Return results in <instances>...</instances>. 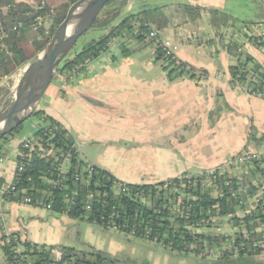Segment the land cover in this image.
<instances>
[{"label":"crops","instance_id":"0c3cea01","mask_svg":"<svg viewBox=\"0 0 264 264\" xmlns=\"http://www.w3.org/2000/svg\"><path fill=\"white\" fill-rule=\"evenodd\" d=\"M14 1L32 5L35 0ZM126 1L110 12L111 25L147 12L142 19L147 18L149 31L172 41L180 60L199 76L171 79L157 61V44L132 37L126 48L130 56H123V48L113 50L92 60L71 83L55 77L39 110L70 133L82 160L129 185H153L219 167L244 152H264V100L233 89L235 55L222 43L246 23H264V12L260 21L244 22L230 13L228 0ZM246 52L264 66V50L248 47ZM80 130L78 139L74 133ZM33 132L3 144L7 154L0 160V190L14 181L18 152ZM94 148L102 153L88 154ZM1 215L6 218L0 219V264H8L4 236L53 247L48 244L50 222L60 237L74 224L64 215L18 203L0 206Z\"/></svg>","mask_w":264,"mask_h":264},{"label":"trees","instance_id":"16d2710c","mask_svg":"<svg viewBox=\"0 0 264 264\" xmlns=\"http://www.w3.org/2000/svg\"><path fill=\"white\" fill-rule=\"evenodd\" d=\"M56 1L60 3L55 8L50 4L43 8L41 2L38 9H35L31 5L16 4L14 0H0V79L10 77L18 69L26 66L32 57L42 52L51 42L44 25L41 24L37 27V31L32 38H30L28 29L37 24L39 20L45 19L51 14L52 10L54 12L53 27L54 29L58 28L66 19L70 8L79 0ZM116 1L112 0L109 5ZM126 4L127 1L125 0L120 6ZM6 6L10 7L9 11L2 10ZM187 10L190 11V8H187ZM194 10L199 11V9ZM142 15L147 17V12L137 16L128 15L118 26L111 25L112 18L102 19L100 15L93 29L97 28L102 31L108 29L109 33L85 46L74 59L67 58L58 69L54 79L57 76H64L66 82L71 83L73 79L79 78L86 67L87 61L98 58L100 52L104 50L111 39L123 37L126 32L136 41H148L149 23L147 18L142 19ZM254 24L246 23L245 25ZM136 31L138 32L137 35H135ZM231 49V52L235 55V48ZM122 53L123 56H130V52L126 48H123ZM157 55V61L162 63L164 60L162 49L158 48ZM247 61L249 69L243 64L231 67L232 79L240 77V80L246 81L249 86L264 90V66L257 63L251 56L247 57ZM169 76L171 79L179 77L174 71H170ZM6 91L7 94L10 93V90ZM36 118L55 123L62 128L52 118L46 117L41 110L36 113ZM21 127L0 142V160L7 154L3 149V144L13 138ZM35 135L37 138L44 137L43 131ZM66 140L72 146L75 143L73 138L66 136L64 129H60L54 143L62 145ZM79 160H81V165L78 169L80 167L83 169L86 163L80 158ZM23 166V171L18 172L17 175L15 182L16 197H13L12 201H19L23 198H31L34 202L42 201L44 204L52 205V214L54 215H64L72 220H86L106 230L113 229L114 227L110 224L115 222L118 228L116 227L113 230L126 234L130 239L157 244L168 254L177 257L188 258L193 256L195 257V264H263L259 261V257L264 253V250L255 248L254 244L261 240L263 235L257 230L264 226V200L253 215H246L243 218L246 229L251 234L250 241L246 240L242 234H238L233 249L218 259L211 258L208 251L221 248L227 240L226 237L214 232L196 233L190 228L193 223L207 218L208 210L212 208L215 211L217 206H220L222 216L232 215L236 224L240 225L237 217L238 209L246 210L251 206L240 207V202L247 201L248 196L254 197L259 193V188L254 187L253 183L257 178L264 176L262 171L264 161L258 162L257 171L252 172L247 178L249 193L248 195H241V199L237 197L215 199L210 193H203L199 187L197 190H192L196 200L193 201V198L189 200L193 204V209L189 211V217H181L169 209L168 199L173 198L174 195L172 191L163 188L166 182L153 185H130L131 192L122 194L115 189V177L107 171L95 167L94 177L90 181L78 185L74 183L78 170L72 169L68 173L69 181H66L61 187L63 190L53 186L46 179L47 177L52 178V180L57 179L50 163L34 157ZM169 182L179 183L180 180L178 178ZM234 188L237 189V185L234 184ZM142 193L145 194V197L138 196ZM67 194L74 198V201L70 204L66 203ZM87 207H90V209H87ZM8 239L11 241L9 244L6 243ZM16 240L23 245L24 255L28 257V260L20 259L19 262L23 260V264H139L112 258L104 252H79L67 248H62L63 259L56 262L51 252L55 247L23 242L16 235L2 238L4 242L2 249L7 257L8 264H18L15 263V256L11 251L13 248L18 247ZM242 248L245 250H242Z\"/></svg>","mask_w":264,"mask_h":264},{"label":"built area","instance_id":"2783aa9c","mask_svg":"<svg viewBox=\"0 0 264 264\" xmlns=\"http://www.w3.org/2000/svg\"><path fill=\"white\" fill-rule=\"evenodd\" d=\"M137 34L138 32L136 31L135 35ZM148 37L157 44L158 48L162 49V52L164 53L162 65L168 73L174 71L175 74L181 78L197 79L199 72L192 66L180 60L177 56V46H175L172 41L162 40L156 31H149ZM132 42V36L126 32L123 37L111 39L104 50L100 52L99 57L109 55L113 50L120 51L122 48L131 47ZM222 43L227 50L235 48L236 54L233 59L236 65L243 64L247 66L248 53L246 52V49L248 47H257L264 50V23L241 26L232 34L222 38ZM91 62L92 60L87 61L86 66ZM247 68L249 69L248 66ZM231 85L233 89L237 91L264 100V90L249 86L246 81L240 80V77L231 79ZM60 129H64L66 136L71 137L70 133L64 127L61 128L59 125L49 121L35 119L32 123V130L34 131L33 135L28 136V138L23 141L18 152L17 169L14 181L8 187L0 190V206L18 203L45 209L50 213H53L52 205L44 204L42 201L34 202L31 198H23L19 201L11 200L13 197H16L15 182L17 180L18 172H22L23 165L34 157L50 163L52 171H54L57 179L52 180L50 177H47L46 179L53 186L59 187V189H63L61 188L62 185H64L66 181H69L68 173L72 169L78 170V173L74 178L75 185L90 181L94 177L95 167L84 160L86 166L83 169H81L82 167L78 169L81 165V160H79V158H82L76 143H74L73 146L69 144L67 140L62 145L54 143ZM41 131H43L44 137L37 138L35 134ZM46 138H48V140H46ZM261 161H264V152H244L230 158L219 167L201 172L196 177L191 178L190 176H186L184 178H179V183L166 182L167 184H165L163 188L172 191L174 195L173 198L171 197L168 199V202L170 203L169 209L171 212L176 213L181 217H189V211L193 209V204H191L189 200L191 198H193V201L196 200L192 194V190H197L198 187L203 193L208 192L215 199H225L230 197L241 199V195H248L249 193L247 178L252 172L257 171V163ZM234 184L237 185V189L234 188ZM114 186L116 191L122 194L131 192L130 185L118 179L114 181ZM253 186L259 188V193L254 197L248 196L247 201L240 202V207L251 206L246 210L238 209L237 217H240V213L243 211L246 212V215H253L256 209L262 205L264 200V176L254 180ZM138 196L145 197V194H138ZM72 201H74V198L67 194L66 203L70 204ZM87 209H90V207H87ZM215 209L216 210L214 211V209L210 208L207 212V218H204L200 222L193 223L190 229L196 233H204L203 231L207 230L209 227L213 225L217 226L214 230L215 234L223 235L227 240L223 243L221 248L211 250L210 252L208 251V253L211 258L218 259L224 256L229 250L233 249L238 234H242L244 238L249 241L251 234L247 231L242 217H240L239 220L240 225H237L232 215L222 216L220 214V206L215 207ZM5 218L6 217L2 215L0 216L2 221H4ZM110 225L114 227L113 229L117 227L115 222ZM257 231L263 233V235L262 239L254 244V247L264 250V229ZM10 242V239H8L6 243L9 244ZM16 243H18V247L13 248L11 251L15 256V263L23 264V260L22 262H19L20 259L28 260V257L24 255L25 252L23 245L21 243L19 244V241L17 240ZM242 250L245 249L242 248ZM51 252L56 262H60L63 259L62 252L55 249ZM236 253L238 254L237 250Z\"/></svg>","mask_w":264,"mask_h":264},{"label":"rangeland","instance_id":"374dc122","mask_svg":"<svg viewBox=\"0 0 264 264\" xmlns=\"http://www.w3.org/2000/svg\"><path fill=\"white\" fill-rule=\"evenodd\" d=\"M122 1V0H119ZM118 0L111 5H108L101 13V16L107 15L108 19L111 18L110 12L118 5L120 6V2ZM42 2V4H41ZM60 2L56 0H38L34 1V4L31 6L35 9H38V6L44 8L48 4L53 5L55 8ZM29 5V4H24ZM5 11H9L10 7L6 6ZM228 10L238 19L244 22H256L260 21L259 18L261 14L264 12V8L261 5L259 0H228ZM53 15L54 12L52 10L51 14L48 15L45 19L39 20L37 24H35L32 28L28 29V33L30 34V38L34 36V33L37 31V27L41 24L45 26L46 33L52 39L55 31L53 27ZM100 29H92L86 34H84L77 42L68 58L70 60L74 59V57L80 53L85 46L89 45L92 41L99 40L101 36ZM29 49V48H27ZM41 53V52H40ZM37 54L35 57H32L31 61L24 67L17 70L12 76L0 79V112L8 106L13 100V92L15 88L20 83L24 76L25 68L37 57L40 55ZM58 77V76H57ZM6 90H10V93L7 94ZM41 109V106L39 105ZM37 111V112H38ZM51 114H54V111L50 110ZM36 119V114L33 118L24 123L20 129V131L15 135L17 140L21 137L26 136V133H29L32 129V123ZM82 131H75L74 134L77 135L78 139H81ZM88 154L92 156L95 154H101L100 148H94V150L87 149ZM96 160V157L94 158ZM262 171L264 172V166L262 167ZM112 174V173H111ZM200 174V173H199ZM196 175H188L191 178L196 177ZM186 177V176H184ZM183 177V178H184ZM182 178V177H181ZM173 183V182H167ZM165 183V184H167ZM246 216V212L240 213V217L244 218ZM69 218L67 216H64ZM238 216V219L240 220ZM70 219V218H69ZM63 221L64 219H60ZM65 221V220H64ZM74 224L67 226L66 232L63 233L60 237V231H56L54 229V224L50 222L49 231V239L48 244H53L55 250H58L63 253L62 248L67 249H75L79 252H90V251H98L104 252L107 255L111 256L115 259L132 261L139 264L149 263V264H195V257L190 256L186 257H177L171 254H168L162 247L157 244H152L148 241L142 240H134L130 239L126 234H122L118 231L109 229L106 230L101 226H98L94 223L88 222L86 220H74ZM217 226L213 225L209 227L207 230L203 232L212 233L216 229ZM215 233V232H214ZM66 244V246H65ZM64 246V247H59ZM49 247V246H48ZM264 258V254L263 257ZM264 264V259L260 261Z\"/></svg>","mask_w":264,"mask_h":264},{"label":"water","instance_id":"95a60500","mask_svg":"<svg viewBox=\"0 0 264 264\" xmlns=\"http://www.w3.org/2000/svg\"><path fill=\"white\" fill-rule=\"evenodd\" d=\"M111 1L79 0L70 8L49 45L28 65L11 103L0 112V142L35 116L58 69ZM259 1L264 5V0Z\"/></svg>","mask_w":264,"mask_h":264},{"label":"bare ground","instance_id":"6f19581e","mask_svg":"<svg viewBox=\"0 0 264 264\" xmlns=\"http://www.w3.org/2000/svg\"><path fill=\"white\" fill-rule=\"evenodd\" d=\"M29 69H30V68L27 66V67L25 68V70H24V74H25L26 72H28Z\"/></svg>","mask_w":264,"mask_h":264}]
</instances>
